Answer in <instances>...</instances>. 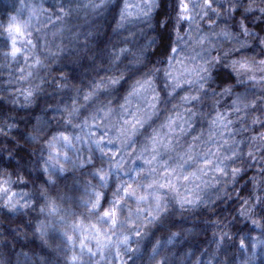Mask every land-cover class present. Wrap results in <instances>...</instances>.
<instances>
[{
    "label": "clouds",
    "instance_id": "1",
    "mask_svg": "<svg viewBox=\"0 0 264 264\" xmlns=\"http://www.w3.org/2000/svg\"><path fill=\"white\" fill-rule=\"evenodd\" d=\"M0 264H264V0H0Z\"/></svg>",
    "mask_w": 264,
    "mask_h": 264
}]
</instances>
